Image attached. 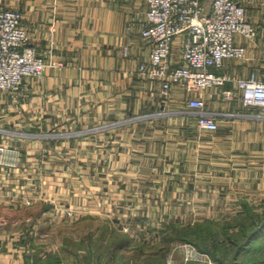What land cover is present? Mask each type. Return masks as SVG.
<instances>
[{
  "label": "crops",
  "instance_id": "crops-1",
  "mask_svg": "<svg viewBox=\"0 0 264 264\" xmlns=\"http://www.w3.org/2000/svg\"><path fill=\"white\" fill-rule=\"evenodd\" d=\"M3 1L5 5L21 11L39 50L49 49L53 51L55 59L63 62L60 66L47 68L44 75L37 82L26 85L19 96L21 110L16 112L15 117H24V120L34 117L45 127L52 125L60 130L59 136H43L35 140L40 142L36 144L43 146V149L49 146L51 153L62 149L63 155H81L82 165L88 173L104 178L102 183L105 187L108 179L109 186L120 189L117 203L122 208L132 205V211L122 215L130 214L128 216L133 219L184 217L186 212H172L169 205L186 203L184 199L187 196L172 199L168 194L158 200L153 195L146 199L143 196L127 199L124 189H166L175 184L180 189V180L173 181L171 173L198 171L205 141V133L201 130L209 129L200 125V111L189 106L188 98L201 97L205 101L206 111L217 113L214 116L219 126L216 130H210L214 131L210 139L216 146L221 148L214 141H221L235 133L234 130H222L225 120L222 114L225 112L220 110L225 106L233 111L248 110L237 81L253 74L263 77L264 0H238L245 7L249 21L257 26L258 33L253 39L236 35V42L246 46V57L227 58L224 66L216 69L217 73L225 74L230 79L222 85L197 92L175 86L172 99L161 94L160 81L139 72L140 64L148 60L151 53V45L141 34L148 0ZM181 41L182 37H177L173 47L172 57L177 63L181 56ZM223 89L232 90L235 96L223 99ZM184 99L187 106L181 107L180 114L176 115L179 130L171 131L169 125H172V116H166V113L172 104L182 106ZM188 120L196 125L193 130H185L188 129ZM239 120L229 118L228 130L230 126L236 128ZM243 120L253 118L249 116ZM244 130L243 139L250 142L251 133L249 129ZM24 136H13L21 155L28 153L25 147L27 138ZM192 160L196 163L195 167L188 165ZM66 166L57 171L59 175L71 172L72 169ZM175 176L180 179L178 174ZM68 180L64 178L65 183ZM197 200L195 195V202ZM16 236L22 235H15L7 227H0V264L82 263L77 259L61 260L58 257L48 260L37 258L36 261L32 257L28 262V244Z\"/></svg>",
  "mask_w": 264,
  "mask_h": 264
},
{
  "label": "rangeland",
  "instance_id": "rangeland-1",
  "mask_svg": "<svg viewBox=\"0 0 264 264\" xmlns=\"http://www.w3.org/2000/svg\"><path fill=\"white\" fill-rule=\"evenodd\" d=\"M30 39L38 47L31 34ZM37 50L45 68L40 76L29 77L27 86L37 82L47 68L63 64L54 58L53 51H40L39 47ZM22 92L0 93V147H6L0 149V227L22 235L16 237L28 244V262L32 257L34 261L58 257L89 264H208L209 259L230 264L239 245H244L247 235L253 234L257 237L251 239L249 249L239 253L235 264H264V110L248 107L233 111L227 106L220 110L225 112L222 130H234L233 137L214 141L219 148L210 139L214 131L201 130L205 141L198 171L171 173L173 181L180 180V189L178 184L166 189H124L127 199L153 195L158 200L168 194L172 199L187 196L186 203L169 205L172 212H186L184 217L133 219L130 214L122 215L132 211V205L122 208L117 203L120 189L109 186L108 179L105 187L104 178L88 173L81 155H63L62 149L51 153L49 146L43 149L36 144L40 142L35 140L43 136H59L60 130L52 125L45 127L34 117L27 120L15 117L21 110ZM172 96L171 93L170 99ZM181 105L172 104L166 113L172 116L171 131L179 130L176 115L181 107L187 106V100ZM207 113L217 115L209 110ZM248 115L253 120H243ZM229 118L240 119L236 128L230 126L228 130ZM188 121L185 130H193L196 125ZM244 129L251 133L250 142L243 139ZM17 135L26 136L27 155H21L15 146L13 136ZM65 164L71 172L59 175L57 171ZM188 165L195 167L196 163L192 160ZM177 174L180 179L176 178ZM66 177L68 183L64 182ZM42 231L46 234L41 235ZM209 249L216 252V257Z\"/></svg>",
  "mask_w": 264,
  "mask_h": 264
},
{
  "label": "built area",
  "instance_id": "built-area-1",
  "mask_svg": "<svg viewBox=\"0 0 264 264\" xmlns=\"http://www.w3.org/2000/svg\"><path fill=\"white\" fill-rule=\"evenodd\" d=\"M141 34L151 45L148 60L139 72L161 83V93L170 98L175 86L189 92L224 84L230 77L216 72L227 58H244L246 48L237 44L236 35L254 38L258 29L248 21L245 7L238 0H148ZM181 36L180 61L173 60V47ZM32 44L23 14L0 0V93H20L29 77L41 75L45 62ZM244 105L264 110V74L239 78ZM227 99L235 96L223 89ZM190 107L199 109V123L209 130L219 126L214 116L203 111L205 101L188 98ZM6 147H0L4 149ZM5 150V149H4ZM200 258V256H198ZM208 264H219L209 259Z\"/></svg>",
  "mask_w": 264,
  "mask_h": 264
},
{
  "label": "trees",
  "instance_id": "trees-1",
  "mask_svg": "<svg viewBox=\"0 0 264 264\" xmlns=\"http://www.w3.org/2000/svg\"><path fill=\"white\" fill-rule=\"evenodd\" d=\"M254 236H256V235H253V234H248L247 235V239H246L244 245H239L240 247L238 249V253H236V255H234V257L232 259L233 262L231 261L230 264H235V262H237V261H235V258H237L239 253L243 252L244 250H246L245 248H247V246H249V247L251 246V243H252L251 239H255L257 237V236L256 237H254ZM249 247L247 249H249ZM209 251H210V249H209ZM210 252H212L213 257H216V255H217L216 252L215 253H213V251H210Z\"/></svg>",
  "mask_w": 264,
  "mask_h": 264
}]
</instances>
